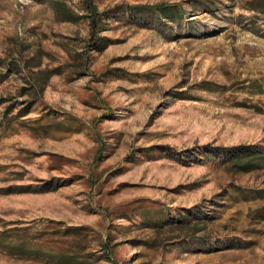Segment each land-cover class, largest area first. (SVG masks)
Segmentation results:
<instances>
[{
	"label": "rangeland",
	"instance_id": "1",
	"mask_svg": "<svg viewBox=\"0 0 264 264\" xmlns=\"http://www.w3.org/2000/svg\"><path fill=\"white\" fill-rule=\"evenodd\" d=\"M257 1L0 0V264H264Z\"/></svg>",
	"mask_w": 264,
	"mask_h": 264
},
{
	"label": "trees",
	"instance_id": "2",
	"mask_svg": "<svg viewBox=\"0 0 264 264\" xmlns=\"http://www.w3.org/2000/svg\"><path fill=\"white\" fill-rule=\"evenodd\" d=\"M257 2L260 6L258 7L260 12L264 14V0H259ZM156 9L158 13L168 17L175 13L174 6L161 5L156 7ZM87 10L89 12L90 23L92 24V33L95 34L97 8L95 5L89 2L87 5ZM60 14H62L61 20L63 21H75L78 18L77 15L73 13V11L66 8L60 9ZM23 115L24 114L20 116ZM225 156L228 160L232 161L239 170L250 171L258 168L260 165L259 161L264 159V151H261L256 147L238 146L232 148V150Z\"/></svg>",
	"mask_w": 264,
	"mask_h": 264
}]
</instances>
